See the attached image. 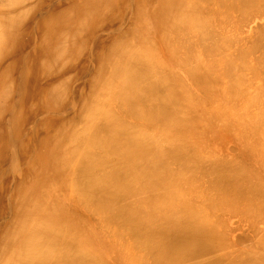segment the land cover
Here are the masks:
<instances>
[{
    "label": "bare ground",
    "instance_id": "1",
    "mask_svg": "<svg viewBox=\"0 0 264 264\" xmlns=\"http://www.w3.org/2000/svg\"><path fill=\"white\" fill-rule=\"evenodd\" d=\"M210 5H217L212 15L204 11V6ZM261 5L264 0H0V256H4L0 264H100L90 240L86 242L81 236L79 222L74 228L70 226L65 212L70 208L53 204L51 196L40 193L42 189L61 196L70 185L71 191L65 197L95 211L107 229L116 228L121 218L130 230L138 232L145 223L150 227L147 222L168 220L167 212L172 210L169 187H173L174 179L168 163L192 156L184 143L156 149L152 142L137 136L135 133L140 132L133 131L121 114L148 119L156 126L165 124L167 133L177 134L188 120L183 115L184 102L196 98L185 90V81L190 80L200 98L233 104L247 101L246 116L242 118L245 128L240 126L244 131L247 126L260 132L258 111L264 108L255 104L264 102V62L252 68L246 60L245 65H249L245 68L241 58L245 61L249 54L239 49L233 53L237 38L229 32H235L233 14L247 15ZM221 8L228 9V13L225 9V13L220 12ZM218 16L231 30L218 24ZM256 47L262 46L250 48L256 53ZM261 56H254V60L264 61ZM246 72L259 75L262 84L250 85ZM105 101H114L119 111L106 107ZM255 106L258 113L251 109ZM214 110L219 113L222 108ZM189 113L192 115L191 107L187 108V116ZM82 120L83 129L73 130ZM176 136L184 141L182 134ZM219 164L213 165L218 181L229 180L230 189L243 194L235 180L245 167L237 174L221 161ZM48 168H53L50 178L45 176ZM166 168L170 172L166 173ZM142 177L147 178L145 191L153 192L150 196L148 192L142 195L141 181L138 186ZM33 180L43 188H27ZM53 181L58 184L56 190L50 186ZM140 186L142 189H138ZM128 197L138 202L132 205ZM186 211H191L190 218L181 222L184 225L179 229L175 228V219L168 220L172 224L163 223L165 230L173 227L165 231L171 237L167 241L162 238L168 244L158 238L164 232L158 230L159 222L154 227L160 235L153 227L140 239L155 242L152 237L156 231L157 246L166 245L170 255L175 252L174 257L189 253L194 246L197 251L198 244L216 243L199 213L190 208ZM115 230L112 233L119 240L124 238L120 229ZM126 240L125 244L131 245L132 239ZM131 250L134 253L136 249ZM142 252L139 256L144 257ZM168 254L163 253L166 259L162 255L166 261L159 258L162 261L156 264H166ZM185 255L181 254L188 257Z\"/></svg>",
    "mask_w": 264,
    "mask_h": 264
},
{
    "label": "rangeland",
    "instance_id": "2",
    "mask_svg": "<svg viewBox=\"0 0 264 264\" xmlns=\"http://www.w3.org/2000/svg\"><path fill=\"white\" fill-rule=\"evenodd\" d=\"M261 6L264 7V5ZM260 8H257L256 10L248 13L247 15L242 13V15L239 17L236 14H233L235 16L233 17L232 20L234 21L235 19L236 22L235 32L232 30L229 33L231 34L234 33L236 36L234 39L237 38L236 40L239 41L240 44L237 41H235L236 49H233L234 51L233 50L232 51L233 53H236V50L239 49L240 53L241 52L243 54L245 53V55L249 54V56H246L245 61H242L245 58L243 57L244 55L242 56L243 58H241L242 60L240 63L243 64L244 62L245 68L246 66L249 65V63L250 65L248 67H250L252 64V68H253V66L256 65V63L260 64L259 62L261 63L264 62L262 61L263 59H260V61L254 60L255 59L254 56L256 57L258 56L260 58L264 50V44L259 40L262 38L261 36L264 37V29H263L264 9L261 8L262 11H259ZM216 9H217V5L214 6L210 5L207 6L206 8L204 6V11H206L208 15L214 14L215 12L213 11ZM224 9L227 11H225ZM224 11L228 13V9L226 8L220 9V12L225 13ZM222 18H226V16H222ZM216 19L218 21V24L222 23V19L219 16ZM222 26L225 27L227 31L231 30L230 27H227L226 24H224V22L222 23ZM261 27L263 28L260 29ZM151 30H154V27H152ZM258 34L261 38H259ZM253 39L255 41H253ZM262 39L261 40L264 42V38ZM251 42L252 44L253 42H256V44L254 43L253 46L254 45L262 46L261 49L260 47H256V50L258 48V51H256L255 53V49L253 48L254 49V53H253L252 52L253 49L250 48L253 47ZM158 43L161 44L160 41H158ZM257 43L262 45H257ZM236 45L237 46L239 45L238 48ZM248 45H249L248 47L249 49H247ZM248 50L249 53L246 52ZM262 57H264V54L261 56V58ZM246 60L249 61L247 65H245ZM259 67L261 71V66ZM259 67L256 68L255 70L259 69ZM247 70H250V68H248ZM262 70H264V68ZM181 73L182 72H180L179 74ZM250 73H247L248 74L247 77L250 75ZM248 79H250V85L254 84L253 86L262 84L263 82L259 75L256 76L250 75ZM89 80L87 83H89ZM185 83L186 84L184 85L187 93H193L196 98L189 99V102H184L185 109L183 115H185L189 121L185 120L184 124L186 125L183 128L177 129V132L180 135L182 134L184 136L183 142H181V139L183 137L180 138L179 136H176L178 135V133L175 134L176 132L174 130H173L174 132L172 131L173 133H169V132L167 133L166 128H164L165 124L156 126V123L148 119H143L142 117L135 118L131 115H127V116L126 114L125 115L121 114V115L129 123V126L133 128V131L140 132V133H135V132L133 133H135L143 140H148L152 142L154 147H156V149L159 148L160 146L164 148L165 147L173 148V144L174 146H176V145H181V143L183 145L184 143V147L187 150V153H189L192 157L188 160L172 159L168 163V166L170 167L169 169L173 171L171 174L174 173L173 174L174 177L172 176V178L174 179L172 181L173 187L172 188L169 187V192L172 193V194L170 193L172 195V199L170 200L172 204L170 208L173 211L172 210L170 211L171 214L169 211L167 213L170 215L169 219L171 220L175 219L173 223L175 222L176 225L177 222L178 227L175 226V228L179 229V226L182 227L184 225L183 223H186L187 222L186 220L190 218L191 211H186V210L188 208L194 209V211L196 210L199 213L198 215L202 217L209 225L208 227L213 233L214 238H216L217 244L210 242L209 243L204 242L203 243L204 245L198 244V247H196L197 251L195 250L196 252L194 251L195 246L190 249V252L194 251L192 252V254L189 252L191 255L188 253L189 250L187 251V253L184 252V254L183 253H180V255L176 254V257L177 256L181 257V258L178 257L179 258L178 260V258L174 257L175 252L171 253L172 256L170 255L169 252L170 250L167 249L166 245H165L166 247L164 245H161L164 246L163 249V247L157 246L156 244L158 238H160L161 241L162 238L167 241L166 238L169 239L171 237V236L168 237L169 235H171V233L168 234L166 232H170L168 231V229L173 228L171 227L172 225L168 227L166 231L165 226L163 224L164 222L170 223L171 220L168 222L169 219L168 220L164 219L160 221L156 219L157 222H154V224L155 223L158 224V222L159 224L161 223L159 226L160 228L158 227V230L161 229V231H164L162 232L163 237L162 236L158 237V234L160 235L161 232H159L157 228L154 227L156 224L154 225L153 223L147 222V225H150L151 228L147 227L145 223L144 226L141 225L139 227L140 228L139 232L138 229L137 231L132 229L133 230L132 231L128 228L129 226L128 224H126V221H124V219L122 218L121 219L123 221H121V219L118 220V225H116V228L114 225V227H110L109 229H107V227H104V225H102L104 223H101V221H99L98 215L94 213L95 211H89L88 209H86L82 202H80V204L82 205L75 202L71 203L68 200V198L65 197L67 192H69V190L71 191L70 185L69 188H67L71 176L66 181V188L69 190H66V192H62L61 196H58L60 194L58 192H54V191L43 192L42 189L40 193L51 196L52 200L54 199L53 204L55 203H58V205L65 204L67 207L70 208V211H65L67 213V218L70 226L74 228L76 227L75 225L77 224V222H79L80 224L79 232L82 231V233L80 234L81 236H84L86 242L87 240L88 241L90 240L91 249L93 250L94 257H96V259L100 264H152V263L156 264L162 260L164 262V260L166 259L165 255L168 254L167 252H169L168 259L170 257L171 261L167 259L168 262H166V264H176V263L198 264V262L199 264H219V263L220 264H264V260H263L264 259V130H263L264 102H262L260 105L255 104L257 105V107H259V109H263L262 110L263 112L258 111L259 112L258 113L256 112V108H257L256 106L255 108L251 107V109L253 108L252 111H255L256 113H258V115H260V117L258 116L259 126L261 127L260 132L256 133L255 129L251 130L247 126L245 129L246 131H244L243 129L245 128V125L242 124V121L244 122L245 120H243L242 118L246 116L244 108L247 105H249L247 104L248 103L247 101H245L244 104L243 101L233 104L232 102L230 103L228 102L225 103V101L216 102V100L212 101L204 97L200 98L198 95L196 96L195 92H197V90L190 85V80L185 81ZM176 87L177 89L178 87L179 89L184 88V87L181 88V86H176ZM183 98L184 100H186V97ZM105 105L106 107L115 109V111H119L118 109L119 106L115 105L114 101L112 103H107L105 101ZM260 106L262 108H260ZM189 107H191L192 115H190L189 113V115L187 116V108L189 109ZM216 107L222 108V111L219 113L214 112L215 111L214 109ZM189 118L192 120H190ZM240 125H243V129L242 126ZM83 127H84V122L82 120V121H77L75 127L72 129L80 131L83 129ZM171 134H175V135L172 136ZM154 140L157 141V143ZM98 151H100L99 153L101 154L103 153L101 152V150ZM195 157L203 158L202 163L195 161L194 159ZM219 161H221L222 164L226 165V167L233 169L237 174L243 171L242 167H245L244 168L245 170L243 171L242 175L239 174V178L236 176L237 180H235V183L237 184V188L241 189V191L243 190L242 192L243 194L239 195L240 193L236 192L237 190L235 191L233 189H230L231 185L229 183V180L221 183L220 181H218L213 171L214 168L213 165L216 163L219 164ZM197 163H201L202 165L201 164L198 165ZM241 168L242 170L240 171ZM45 171H46L45 172L46 177L50 178L53 175V168H48ZM165 172L168 173L170 172V170L166 168ZM168 175H170V173ZM128 177L132 179V176L129 175ZM144 178L142 177L139 180V184H138L139 186L141 181V184H143V186L141 185L143 189L145 188L144 185L147 184L146 179L150 177H147L145 179ZM169 178H167L168 181ZM232 178L234 179V177ZM26 185L27 188L30 189L36 186L43 188L40 182L35 180L28 182V184ZM221 185H223V187H221ZM50 186L53 187L54 190H56L58 184L57 182H54ZM141 186L138 187V189H140ZM51 187L49 188L51 189ZM114 187L115 186H113V188ZM255 187L261 188V190H258V192L262 191V193L252 191V189L255 190L254 189ZM110 188L113 190L112 187ZM145 190L146 189H144L142 195H144L145 192H148ZM31 193L39 194V192L37 191H32ZM149 193L153 194V192H148L146 195L150 196L151 194ZM54 196H58L55 197L56 200ZM129 197L128 200H130ZM125 199L127 200V198ZM125 199H123V201L128 203V201H126ZM133 199L134 198L131 197L130 203H132V205L138 202V199L136 198L134 200ZM132 201H134L135 203ZM174 213H176V215ZM171 216L173 218H171ZM175 216L177 217V219L174 218ZM8 217L9 216H7V218ZM8 220L9 219H7V221ZM179 221H180V225L178 223ZM181 222L183 223L181 224ZM119 224L122 225L119 226ZM124 224H126V227ZM161 225H163V228H161ZM122 226L125 228L123 229ZM145 226L146 228L144 229ZM153 227H154L153 230L159 232L157 234L156 231L155 232L153 231L154 236L157 234L155 237L154 236L152 237V239H155V242L153 240L151 241V243L154 242V244H156L155 246L154 244H151L150 241L148 240H144L143 238L140 239L146 233L149 234L148 233L149 230L147 229L151 230ZM111 228L113 229V231ZM117 228L120 229L119 232L121 236L124 234L123 235L124 238H122L121 240L117 238L116 234L112 233V232L115 233V231L117 232L118 230H115ZM140 230H142V232ZM172 231L171 232L175 234L174 229ZM133 232L134 233L136 232L137 234H133ZM129 233L131 235L127 236V234ZM137 235L139 236L140 241ZM125 237L126 239L129 237L130 239H132L130 243L133 246L132 248L134 250L136 249L135 250L136 253L134 251L135 254L140 252L141 255V252L144 250V253L142 252L144 254V257L139 256V253L138 256H136L133 253V250H131L132 248L129 247L131 245L128 243L129 245L127 246V244H125L129 242V240L127 241ZM156 237L158 238L156 239ZM172 237H174V235ZM124 240H126L127 242H124ZM143 240L145 242L144 244L142 243ZM165 240H163L164 242L162 241V244L166 243ZM133 241L135 243H132ZM146 241L148 244H150V246H152V247L149 246L152 250L148 246L145 247V244H147ZM160 243L158 242V244ZM205 243L208 244L205 246ZM153 246L157 248L154 249ZM204 246L206 248H204ZM140 247L141 249H139ZM149 251H151V253H149ZM152 252H154L155 255ZM164 252L165 255H163ZM148 253L151 255H149ZM160 253H162L165 259ZM181 254L184 256H186L185 254H188L187 255L188 257L183 258ZM138 257H142V259ZM159 258L162 260H160ZM2 260H4L3 255L0 256V261ZM163 262H161V264H164Z\"/></svg>",
    "mask_w": 264,
    "mask_h": 264
}]
</instances>
